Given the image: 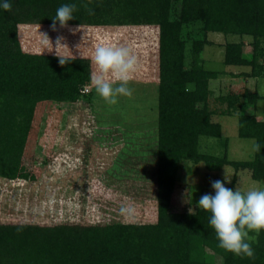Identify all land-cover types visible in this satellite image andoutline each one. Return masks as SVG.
I'll use <instances>...</instances> for the list:
<instances>
[{"label": "trees", "instance_id": "1", "mask_svg": "<svg viewBox=\"0 0 264 264\" xmlns=\"http://www.w3.org/2000/svg\"><path fill=\"white\" fill-rule=\"evenodd\" d=\"M65 3L77 6L69 27L159 30L158 221L106 226L0 223V264H264V231L250 234L254 257L237 256L218 246L209 226L210 213L191 205L175 209L184 163H203L210 173L226 167L236 175L249 171L253 181L264 182V122L247 113L262 99L256 92L218 100L227 106L222 116H232L240 107L238 136L258 142L260 152L249 162H231L227 150L222 157L201 151L202 139H224L222 127L213 122L218 114L210 106L211 82L228 76L204 67L201 56L210 45L207 36L252 39L249 56L242 44L227 45L224 64L250 68L247 78L264 77V0H12L10 11L0 10V197L21 193L20 186L12 190L14 182L37 183L55 157H43L33 141L26 147L28 138L36 139L42 130L36 133L30 113L47 106H75L92 86L89 59L71 57L68 65L61 66L57 55L25 48L22 34L27 29L51 28L50 18ZM90 8L94 15H89ZM195 23L202 24V39L192 42L188 67L184 31ZM35 158L42 160L35 162Z\"/></svg>", "mask_w": 264, "mask_h": 264}, {"label": "rangeland", "instance_id": "2", "mask_svg": "<svg viewBox=\"0 0 264 264\" xmlns=\"http://www.w3.org/2000/svg\"><path fill=\"white\" fill-rule=\"evenodd\" d=\"M200 31L201 23L184 31L189 42L188 67L192 63V42L202 39ZM23 34L25 48L30 52L57 55L55 41L62 36L67 47L59 50L61 56L87 58L91 63L98 45L127 47L137 57L138 67L129 83L132 95L119 96L114 104L105 102L91 86L87 88L85 98L75 106H47L30 113L34 118L30 122L38 128L36 133L41 127L42 130L36 139L28 138L26 147L33 141L41 148L43 157H55L37 183H13L12 190L19 186L22 189L17 194L18 200L17 191L0 197V223L41 226L157 224L159 30L154 27H68L58 32L51 28H35L30 32L27 29ZM42 34L52 41L53 50ZM207 39L210 45L205 47L201 56L204 67L228 76L211 82L213 96L210 106L218 114L213 117V122L222 127L224 139H202L201 151L222 157L227 150L229 161L249 162L255 152L252 150L253 140L238 136L241 109L237 107L232 116H222L227 112V106H222L218 99L228 95L242 96L246 91L256 92L262 99L256 109L250 108L247 113L264 121V77L249 79L244 75L251 74L250 68H228L224 64L227 45L242 44L244 54L249 56L253 54V40L213 33L208 34ZM261 64L264 65V60ZM92 69L95 71L93 63ZM232 74H241V77ZM42 158H35V162ZM225 176L231 181L225 186L232 189L264 188V182L253 181L249 171L236 175L232 167H226L210 173L203 163H184L178 177L175 209L182 211L187 205L196 207L202 195L213 192L210 182L223 180ZM12 190L9 189L14 192ZM122 208L129 211L122 214ZM216 261L222 263L219 259Z\"/></svg>", "mask_w": 264, "mask_h": 264}, {"label": "clouds", "instance_id": "3", "mask_svg": "<svg viewBox=\"0 0 264 264\" xmlns=\"http://www.w3.org/2000/svg\"><path fill=\"white\" fill-rule=\"evenodd\" d=\"M12 0H0V10L10 11ZM76 4L65 3L56 9L50 19L51 30L58 32L68 28L70 21L75 19ZM89 15H94L93 9H88ZM59 26V27H58ZM48 43L53 50V43L46 34ZM63 37L58 36L55 41V51L61 66L68 65L69 56H61L59 50L67 47ZM95 71L91 73L90 83L96 94L109 104H114L119 96H131L129 87L132 75L137 71L138 60L132 51L123 46L98 45L92 55ZM261 145L253 141L252 150L259 153ZM212 193L204 194L196 202V208L210 213L209 226L214 230L218 246L237 256L252 258L255 255L252 248L253 238L264 231V188H251L247 191L240 188L226 187L231 181L225 176L223 180H212ZM214 193V194H213ZM122 208L121 213H127ZM191 211V209H190Z\"/></svg>", "mask_w": 264, "mask_h": 264}, {"label": "built area", "instance_id": "4", "mask_svg": "<svg viewBox=\"0 0 264 264\" xmlns=\"http://www.w3.org/2000/svg\"><path fill=\"white\" fill-rule=\"evenodd\" d=\"M88 91H87V89H85L83 92H82V94H86Z\"/></svg>", "mask_w": 264, "mask_h": 264}, {"label": "crops", "instance_id": "5", "mask_svg": "<svg viewBox=\"0 0 264 264\" xmlns=\"http://www.w3.org/2000/svg\"><path fill=\"white\" fill-rule=\"evenodd\" d=\"M250 79V78H249ZM260 101V100H259ZM258 105V104H257ZM262 122H264V121H262Z\"/></svg>", "mask_w": 264, "mask_h": 264}]
</instances>
